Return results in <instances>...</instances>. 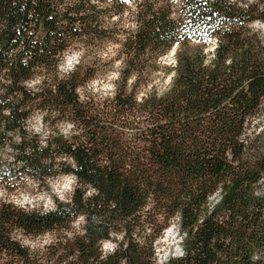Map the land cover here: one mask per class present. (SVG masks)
Segmentation results:
<instances>
[{"label": "trees", "instance_id": "obj_1", "mask_svg": "<svg viewBox=\"0 0 264 264\" xmlns=\"http://www.w3.org/2000/svg\"><path fill=\"white\" fill-rule=\"evenodd\" d=\"M253 22H264V0H0V182L74 178L49 208L0 200V258L264 264V123L254 122L264 116V36ZM112 41L123 56L112 94L81 98L87 67L59 63L74 46ZM161 72L169 81L158 88ZM36 112L46 135L26 130ZM173 218L182 251L157 263L155 239ZM56 230L44 255L13 235Z\"/></svg>", "mask_w": 264, "mask_h": 264}, {"label": "rangeland", "instance_id": "obj_2", "mask_svg": "<svg viewBox=\"0 0 264 264\" xmlns=\"http://www.w3.org/2000/svg\"><path fill=\"white\" fill-rule=\"evenodd\" d=\"M253 28L258 29L264 36V22H253ZM133 27V26H132ZM173 47L172 49H174ZM170 50L162 57V62L172 63L174 61V52ZM123 56L120 51L118 43L106 42L100 47L93 46L91 48H84L74 46L67 51L62 61L59 63L58 70L66 72L70 70L73 65L80 63L87 67L88 75H92L89 82L79 89L81 98L89 95L91 92L99 96H109L112 94L117 81L119 80V71L123 67ZM169 81V75L163 77L161 72L158 78H155L157 87L162 88ZM36 81L31 80L27 84L30 87H35ZM143 89L140 90L143 93ZM261 117V116H260ZM257 118L259 126L264 123V116L262 121ZM41 119L40 112L34 115L26 122V130L30 133H37L46 135L48 128ZM57 130L61 133H68L72 130L70 123H60ZM3 158L10 159V152L4 149ZM264 189V182H263ZM74 186V178L72 175H59L44 180H36L28 175H21L13 177L11 180H4L0 182V200L11 201L14 205L25 208H49L53 204V199H67L69 198ZM216 199V195L213 196ZM82 225V219H76L72 224L70 230L78 231ZM177 218L170 220L168 225L161 231L160 235L155 239L154 248L156 262L165 261L168 256L179 255L181 253V239L178 233ZM14 237L33 251L37 255L46 254V246L50 241H57L58 237L63 235L61 230L48 231L41 235H26L21 231H15ZM120 235L112 234L111 238L103 241L101 248L104 252H109L115 245L114 239H119ZM0 264H9L6 258H0Z\"/></svg>", "mask_w": 264, "mask_h": 264}, {"label": "water", "instance_id": "obj_3", "mask_svg": "<svg viewBox=\"0 0 264 264\" xmlns=\"http://www.w3.org/2000/svg\"><path fill=\"white\" fill-rule=\"evenodd\" d=\"M172 50H173V52H174L175 48H174V49H172Z\"/></svg>", "mask_w": 264, "mask_h": 264}, {"label": "snow or ice", "instance_id": "obj_4", "mask_svg": "<svg viewBox=\"0 0 264 264\" xmlns=\"http://www.w3.org/2000/svg\"><path fill=\"white\" fill-rule=\"evenodd\" d=\"M126 2H127V0H126Z\"/></svg>", "mask_w": 264, "mask_h": 264}]
</instances>
